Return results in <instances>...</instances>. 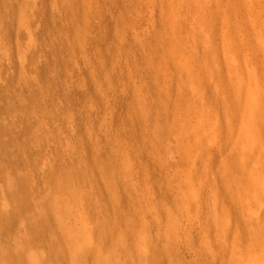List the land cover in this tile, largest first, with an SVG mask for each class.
Here are the masks:
<instances>
[{"label": "rangeland", "instance_id": "rangeland-1", "mask_svg": "<svg viewBox=\"0 0 264 264\" xmlns=\"http://www.w3.org/2000/svg\"><path fill=\"white\" fill-rule=\"evenodd\" d=\"M0 259L264 264V0H0Z\"/></svg>", "mask_w": 264, "mask_h": 264}, {"label": "bare ground", "instance_id": "bare-ground-1", "mask_svg": "<svg viewBox=\"0 0 264 264\" xmlns=\"http://www.w3.org/2000/svg\"><path fill=\"white\" fill-rule=\"evenodd\" d=\"M263 129V128H262ZM0 263H1V259H0Z\"/></svg>", "mask_w": 264, "mask_h": 264}]
</instances>
